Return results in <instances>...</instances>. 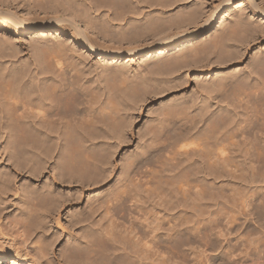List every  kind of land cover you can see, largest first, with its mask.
I'll return each instance as SVG.
<instances>
[{
  "label": "bare ground",
  "instance_id": "bare-ground-1",
  "mask_svg": "<svg viewBox=\"0 0 264 264\" xmlns=\"http://www.w3.org/2000/svg\"><path fill=\"white\" fill-rule=\"evenodd\" d=\"M184 1L0 0V35H3L0 45L2 48H9L3 49L6 51L3 53L2 50L0 57L7 56V50L12 51L11 54L22 53L24 44L20 42V38L38 33L28 43L29 47L37 49V53L34 52L36 56L33 57L36 61L32 58L35 61L34 69L28 60L22 62V59L14 66V61L10 60L13 67L0 66V146L6 141L0 147V261L12 259L29 263L26 255L27 248L30 247L37 257L45 259L48 264H54L50 256L52 243L67 234L66 248L62 252L63 261L56 260L61 264H158L155 255L160 252L157 249L161 244L167 253L161 261L163 264H169L172 248L188 249L192 247L193 240L194 243L206 241L205 224L200 222V218L206 215L211 206L218 204V191L221 189L219 181L222 175L224 176L223 172L236 176V168L262 171L264 49L258 51V56L243 66L244 68L235 69L236 71L228 74L223 72L225 74L220 76L221 78L217 77L218 80H202V89L197 88L199 94L194 98H186L184 95L176 99L177 101L174 100L175 102L160 106L157 113L153 112L154 116L148 121V126L139 133L141 137H145V143L142 142L144 144H141V149H137L139 151L133 153L131 158L128 157L129 163L123 168L118 185L88 198L82 209L69 211L66 217L69 226L64 225L60 219L65 207L71 208L74 202L81 200L84 194L83 186H100L112 176L115 168H112V155L116 149L111 140H126L125 122L122 119L124 116L131 118L133 114L129 112L136 108L138 104H135L140 101H128L130 104H127V97H123L121 89L118 88L120 93L116 92V87L113 86L108 102L101 103L99 85L95 84V80L93 83L88 78V72L95 66L89 63L91 55L99 56L102 60L98 65L101 71L106 72L108 77L121 76V79L114 80L119 79L124 84L127 80L129 83L134 82L132 78L129 79L130 73L127 75V65L120 64L124 58L166 54L172 49L187 46L190 50L188 53L185 52L187 49L182 50V54L176 58L161 57L158 62L164 59L170 70L175 71L176 67L179 69L200 62L204 55L217 53L222 63L228 64L233 60L241 61L246 52L244 50L250 46L249 39L257 42L258 35L264 32V0H244L242 11L234 23L227 25L213 40L201 41L211 37L212 34H205L216 26L221 13L236 0H217L215 5L210 4V8L207 7V0H202L199 6L189 10L186 8L185 13H173L172 8L183 4ZM13 5L22 12H18ZM32 9L34 12L40 9L43 15L33 14ZM103 11L107 12L102 16ZM127 23L129 25L125 27ZM49 31H53L55 39L52 36L50 38ZM111 39L117 44L109 42ZM195 41H200L198 46L193 45ZM78 46L82 49H78L80 52L77 51ZM8 53L10 55V52ZM112 63L118 64L112 66ZM35 68L37 71L34 72ZM146 71V74H152L148 76V83L145 81L147 85L144 84V90H148V87L150 89L147 92H152L157 87L165 90L164 79L153 77V72ZM169 78L173 87L180 85L177 81L175 83L172 77ZM144 80L141 81L145 83ZM108 84L110 83L107 82ZM137 85L134 84L132 89L135 97L141 96H138L140 92H136ZM220 91L225 92L226 95L222 97L227 100V105L232 108L230 109L234 115L229 113V108L225 113H213L211 110V102L214 99L221 103ZM131 102L135 104L131 105ZM106 103L110 104L108 110ZM191 111L196 112L192 113V117L188 115ZM178 115L180 118L182 116V119ZM184 115L190 118L186 119ZM197 116L210 119V123L207 121L210 129L206 124L203 126L206 130L209 129L207 134L206 131L203 133L205 129L198 125L200 120ZM120 120L124 123L123 126ZM200 129L203 130L202 133ZM190 136L192 140L188 138ZM193 137L198 138V141ZM186 138L191 142L194 140L189 142L192 146L184 144L183 140ZM141 140L143 141L142 138ZM178 145H181V148H178ZM237 156L241 159H237ZM148 161H155V164L159 162L164 168L166 164L170 166L163 174L160 171L162 169L157 170L161 172V176L159 177L158 173V177L154 176L155 180H158L156 177L159 181L162 178L167 179H162L163 183L166 182L164 185L153 188L155 193L151 187H147L148 183L153 181L149 175L154 173L143 169L144 164H149ZM48 167L51 171H48L49 178L42 183H36L37 177ZM146 171L150 173L147 174L150 179L145 180L146 177L142 174H146ZM153 172L156 174V170ZM25 173L27 180L20 183ZM239 173L241 172L238 171L239 176L242 175ZM206 177H211V183L209 180L208 185L204 183ZM75 181L85 185L76 188L77 185H71ZM192 181H196L195 185ZM61 182L70 184L63 187ZM155 183L159 184L156 181L154 185L151 184L155 187ZM245 192V196H248ZM260 192H251L245 201L242 200L245 196L239 195L240 198L243 196L240 201H243L242 207L246 208L249 214L255 208H260L263 215L264 193ZM158 197L166 203L161 204L164 208L167 206V212L174 208V199H180L183 207L191 208L197 219L192 242L183 237V229H176L178 224L170 225L169 220L164 218L165 213L164 217L161 215V220L158 219L159 216H154L152 210H159L157 206L160 203H154L155 198V202H159ZM205 201L212 204L207 206L208 209L205 207L207 210L203 206ZM145 202L150 203L149 209L145 208ZM10 211L13 212L7 215ZM235 219L231 221L235 222ZM55 223L60 227L59 231L54 230ZM78 227L82 230L76 232ZM235 228L236 225L228 226V230ZM38 232L40 234L34 236ZM177 232H180L179 235ZM208 244L207 241L206 245ZM7 247L18 251L7 250ZM225 253L233 259L236 254L231 247Z\"/></svg>",
  "mask_w": 264,
  "mask_h": 264
},
{
  "label": "rangeland",
  "instance_id": "rangeland-1",
  "mask_svg": "<svg viewBox=\"0 0 264 264\" xmlns=\"http://www.w3.org/2000/svg\"><path fill=\"white\" fill-rule=\"evenodd\" d=\"M80 1L82 2V0H80ZM257 1L260 2V0H257ZM83 3H84V1H83ZM199 3L201 4L202 3V0H185L183 4L177 5V6L173 7L172 8V12L173 13H176V14H177V11H178V13L179 12H184L185 13L186 12L185 10H187V9L188 10L189 9H193V8L196 7V5L199 6L200 5ZM207 3L209 5L207 7L210 8L211 5L213 6V3H214V5H215V3H217V0H207ZM244 4H245L244 0H236L231 7L225 9L221 13V16L218 19V22L216 23V26H214L212 29H210L207 32V34H205V36L212 34L211 37H207V39H205V40H203L204 39L203 38L201 41H210V40H213V38L214 37H217L227 27V25H229L230 23H234V21L237 19V16L239 15V13L242 11V7L244 6ZM187 6H189V7H187ZM13 7L16 8L18 12L19 11H20V13L22 12L21 9L19 10V8H17V6L15 7L13 5ZM32 11L31 12L33 14L34 13L35 14L38 13L39 15L40 14L43 15L42 14L43 12L40 9L39 10L38 9L35 10V12L32 9ZM106 12L107 11H105L104 13H102V16ZM96 13H94V14H96ZM248 13H250V11H248ZM98 25H99V23H98ZM128 25L129 24L127 23V25H125V27H127ZM114 26H117V25H114ZM263 29H264V27H263ZM262 33L260 35H258V38L259 39H258L257 42H253V40H250L249 39L250 46H248V48L244 50L246 52H244V55H243L241 61L233 60V61H231V63H228V64L222 63V61L220 60V55L217 54V53H215V54L213 53V55L211 54V55H207V56L204 55V58H202L200 62H195V63L190 64V65H187V66L179 67V69H177L178 67H176V70L174 68L175 71H171L170 70V68L167 66V64H165L167 62L164 59H162L163 62H162V60H161V62H158L159 61V58H161V57H163V58L169 57V59L176 58L178 55H181L182 54L180 52L182 50H186L187 49L185 52L188 53L190 50H189V47H187V46H185L183 48H180V49H178V48L177 49H172L171 51H169L166 54H157L155 56H150L149 54H147V55H142V56H135L133 58H128V57L127 58H124V60L120 64L125 63L127 65V67H128L127 75L130 73L129 75L131 77H129V79L132 78V80H134V82L132 80H130V81H132L131 83H129L128 80H127V82L124 83V84L121 83V80H119V79H121L120 78L121 76L116 75L115 78H119V79L114 80L115 79V78H113L114 76H110L109 75V77H108V75H107L106 72L101 71L100 70V67H98V65L100 64V62L102 60L100 59L99 56L96 57V56H92L91 55V57H89V63L90 64H95V66H94V69H91V71L88 72V74H89V77L88 78H90V81L93 82V83H94V80H95L96 81L95 84H97V86L99 85L98 86L99 87L98 89H99V92H101V94L99 93V95H101V97L99 99H100V102L101 103L105 104V102H108V97H110L112 95V88H114V87H116V89H115L116 92L117 91L118 92L120 91V90H118V88L121 89L120 92L124 94L123 97L124 96L127 97L126 98L127 99L126 100L127 104L129 103L128 101H139V100L140 101H139V103L137 102L136 104H135V102L133 103L135 105L138 104V106L136 107L134 105V107H136V108H134L131 112H129L130 114H133V116L131 115V118L133 117L132 119L130 118V116L128 118H127V116L126 117L124 116L123 119L120 117V119H122V121L125 122V125H124V123H121V120L119 121L122 124V126L124 125V127H125V130H126L125 131L126 140L125 141H122V142H116L117 141L116 139L111 140V142H113V144H114L113 145L114 149H116L114 151L115 153H113V155H112V163L114 164L112 166V168L115 166L114 171H112V168H111L112 176L109 178L108 181H106L105 183H103L100 186H93L92 184H89V185L82 184V185H80L81 183L78 184V182H76V181H75L76 184L74 182H72L71 185H77L76 188L77 187L79 188V187L85 185V186H83L84 187V194H83V196H82V198H81L80 201L74 202V206L73 207H71V208L65 207L62 210L61 217H60L62 223L64 225H66V226H69L68 221H67V218H66L69 211H76V210L82 209L86 205V203L88 201V198L93 197V196L97 195L98 193H101V192L109 189L110 187L112 188V187H115V186L118 185L117 182L122 177L123 168L125 167V165H128V163H129L128 160L133 156V153L134 154L137 153V151H139L141 149L140 146H142L145 143V141H144L145 137H141V135L139 133L142 132V130L145 128V126H148L147 125L148 124V121H150L152 119V117L154 116V114L157 113L156 111H158V109L161 108L160 106H163V105H165L167 103H170L171 101L172 102H175V101H177L176 99H179V98H181L184 95H186V98H191V96H193L192 98H194V96H197L199 94V90L198 89H200V90L202 89V86H200V85L203 84V81L202 80H205V81L207 80L208 81L210 78H211L210 80H213V79H216L217 77L218 78L220 76L222 77V75H224L226 72H227L226 74H228V73H231V71L232 72L236 71L238 68L239 69L244 68L243 66H246L250 61H252V59H254L256 56H258V55H256V54H258V51L264 49V37H263L264 36V32H262ZM36 34H38V33H35L33 35L35 36ZM48 35L50 36V38H51V36H52V38L55 36L54 33H53V31H49L48 32ZM2 36L0 35V40H1V37ZM34 36L27 35V36H23L22 38H20L21 39V40L19 39L20 42H23L24 47H25V48L23 47V51L21 50L22 53H20V54L18 53L17 54V53H14L13 52L11 54L12 51L7 50V52H5V54L7 53L9 55L8 52H10V55L9 56L8 55L7 56L4 55V57H2V56L0 57V64L1 63L2 64L4 63L3 65L1 64L0 66H2V68L9 67V66L10 67H13L14 65H18V63L21 62L22 60H23L22 62H25L24 60H26V61L28 60L27 62L31 63L30 64V65H32L31 68L34 69V66L33 65H34V62L36 60L33 57L36 56V54H34V52L36 51L35 53H37V49L36 48H33V47H29L30 44H28L29 41H30V39L33 40ZM55 38H53V39H55ZM3 39L4 38H2V40ZM24 39H25V41H23ZM109 42H111L112 44H117V42L114 39H111ZM199 42L200 41H195L193 43V45H197L198 46V43ZM190 45H192V44H190ZM0 47H1L0 53L2 52L3 49H7L8 48V47L6 48L4 46H3L4 48H2V45H0ZM31 48L34 49V50H31ZM78 49L80 51L82 50L81 47H79V46L77 47V51H78ZM195 50H197V49H195ZM4 51H6V50H3V53H4ZM80 51H78V52H80ZM32 53H33V56H32ZM84 54H87V53H84ZM12 55H14L15 57L12 56ZM10 57H11V59H9ZM12 57H14V58H12ZM17 57H18V59H17ZM24 57H26V59ZM29 57L31 59V62H30V59H28ZM1 58H2V60H1ZM8 59H9V61H8ZM10 60L12 62L13 61L14 62L12 63ZM11 63H12L13 66L11 65ZM6 64H8V66H6ZM117 64L118 63H116V64H113L112 63V66L113 65L116 66ZM146 70H148V72H153L154 73L153 77L155 76L156 78H163L164 79V83L163 84H164V87H166L165 90L164 89L161 90L162 88H159V87H157L155 89L154 88L155 87L154 85H153V88L156 91L155 90L154 91L152 90V92L149 91L150 93L147 92L150 89L149 87H148V90H147V88H146V90H144L145 89L144 84L147 85L146 82L149 81L148 79L150 78V77L148 78V76H151V74H152V73L151 74L150 73H147L148 74L147 75L145 73V72H147ZM33 71L34 72L37 71L36 68ZM223 72H225V73H223ZM215 75H216V77H215ZM169 77H172V79H174V82L177 81L178 82V85L179 84L180 85L178 87H175V86L173 87L172 86V82L170 81V78ZM218 78L216 80H218ZM97 79L99 81H97ZM142 79L143 80L145 79L144 82L145 81L146 82L143 83V81H141ZM136 80H137V82H136ZM179 80H181V81H179ZM200 81H202V82H200ZM107 82L110 83V84L107 85ZM111 82H113L114 85ZM98 83H100V84H98ZM128 83L131 84V85H129ZM137 83H138V85H137ZM101 84H102V86H101ZM134 84L138 86V91H136V92H138V93L140 92L138 94V96L139 95H141V96H139V97L133 96L132 89H133V87H135ZM170 84H171V86H170ZM115 85H118V86H115ZM127 85H129V88L128 89H127ZM141 86H142L143 89L141 88ZM101 90H103L104 92H102ZM195 90H197V91H195ZM128 91H129V93H128ZM145 91L147 92V94H146ZM130 93H132V95ZM143 93H144V95H142ZM219 93H221V91ZM222 93L219 94V96H221V98H223L222 96L226 95L225 92L223 94ZM188 94H190V95L187 96ZM221 98H220L221 103L220 102H216L215 99L211 102V105L213 104L212 107H211L212 108L211 110L213 111V113H223V111L225 113V110H227V108H229V109L231 108L230 106L227 105V100L225 99L226 102H224L225 101L224 98H223V100ZM215 102H216V104H215ZM222 102H224L225 104L224 103L222 104ZM133 104L131 102V105H133ZM109 105H110L109 103H106V105H105V107H106L107 110L110 109V106ZM220 105L222 107L224 106V108H221L220 109V107H221ZM225 105H226V109H225ZM214 107H216V108H214ZM217 107H219V108H217ZM231 109H230V112L229 113L230 114H233L234 112ZM153 112H154V114H153ZM204 112H206V110ZM192 113H194V112L191 111L190 114H188V115L190 117H192L191 116ZM178 117L180 118V115H178ZM184 117L186 119L190 118V117L187 118L186 115H184ZM198 117H200V118H198ZM126 118L128 120L130 119L131 121H128ZM180 119H182V116H181ZM197 119L200 120V121L199 120H197V121L200 122V124L198 123V125H200L201 127L198 126V125H196V126L202 128V129H205L206 127H208L210 129V127H209L210 124L208 125V122H207V121H209V123H210V119H208L206 116H204V117L197 116ZM125 120H127V121H125ZM220 121H219V123L223 126L224 123H221L223 121H221V122ZM126 124H127V126H126ZM205 124L208 125V126H206ZM204 125L206 127H203ZM202 129H200V132L201 133L203 131ZM208 130L205 129L203 133H205V131H206L205 134H207V131ZM205 134H203V135H205ZM141 138L143 139V141L141 140ZM188 138L189 139L191 138L190 140H192V137L191 136L188 137ZM201 138H203V137H201ZM193 139H194V137H193ZM195 139H197L196 141H198V138H195ZM188 140H187V138H186V140L184 139L183 140L184 141V144H190V143H192L194 141L193 140L191 142L190 140L189 141ZM199 141L203 142L202 140H199ZM5 142H3L1 146H3ZM142 142H144V143L142 144ZM203 144H204V142H203ZM203 144H202V146H203ZM181 145H178L177 147L178 148H181L180 147ZM190 146H192V145L190 144ZM137 149H139V150H137ZM188 149H189V147H188ZM179 150H181V149H179ZM128 157H130V158H128ZM238 157L239 156H237V159H241V157L240 158H238ZM151 162L153 163V161H148L149 164L147 163L148 164L147 166H145L146 164H144L143 165L144 166L143 169L145 168L144 170H148V171L150 170L149 171L150 173L152 171V173H154V175L153 174H150L149 172L147 173V171H146V174H142V175H145V177H146V178L144 177L145 180L146 179H150L149 177H152L151 180H153V181H151V183H153V185H154V181H156V182L159 183V184L155 183V187L150 182H149L150 184L149 183H148V185L146 184L147 187L149 186L148 188L151 187L152 190L154 191V189L158 185H160V184H163L164 185V183H166L165 181L163 183L162 179L163 180H166L167 178L166 179L165 178H162L161 181H159L160 179L157 178V177L158 176L159 177L161 176V174H160L161 172L163 174V172L168 171V168L170 166L168 165L169 166L168 167L167 164H166V166L164 168V166L161 163H159V162H157L159 164H157V163L155 164V161H154L153 164H150ZM160 169L165 170V171H162ZM238 169L236 168V170H237V172L235 173L236 176H234L233 173H232L233 174V176H232L230 173H229L230 174L229 175V174H225L226 172H223V174H224L225 177L222 175V178L219 181V185H221V189L222 188L223 189L221 190L219 188V191L218 192H219V199L220 200L217 201L218 204L215 205V206H211L212 204H210L209 202H207L208 200L205 201V203H206V204L204 203L205 205L203 204L204 208L206 207L207 209H208L209 206H211V208H209L210 210L208 209L209 212L207 211L208 213L206 212V215H204L202 218H200V222L202 224H205L206 241H203L204 243L203 242H200V243L199 242H195L194 243V240H193V243L194 244L192 243L191 244L192 247L191 248H188V249H185L184 247H182V248L181 247L180 248L179 247L172 248V250L170 252L171 260H170L169 264H264V211H263V215H262V209H260V208H257L256 209L255 208L256 211L255 210L253 212L250 211L251 213L249 214V212L246 210V208L242 207V202L245 201V200H247L248 196L252 194L251 192H253L255 190H260L261 191L260 192L261 194L264 193V168H262V171L260 169L259 170H257V169H254L253 170V169H249V168H245V169L238 168ZM153 170L154 171L156 170V174H155V172H153ZM157 170L158 171L160 170L161 172L159 173V172H157ZM48 171H50L49 167H48V169L46 171H44V173L40 177H37V180L34 179V180H36L35 182L36 183H42V182L46 181L49 178V174H50ZM238 171L241 172L242 175L239 176L237 174ZM259 171H260V173H259ZM241 173H239V174H241ZM147 174L148 175L150 174L149 177H147L148 176ZM157 174H158V176H157ZM26 175H27V173H25V175L20 179V183L23 182V181H25V180H27L26 179ZM151 175H153V176H151ZM155 175L157 176L156 179H158V180H155V177H154ZM229 176H231V177H229ZM233 177H235L236 179H234ZM246 177H248L247 179L250 182L246 179ZM242 178H244V180ZM209 180H210V183H211V177H208V178L206 177L204 179V183L207 184V185L210 184L209 183ZM221 180H222V182H221ZM242 181H243V183H242ZM192 182H194L193 184L195 185V182L196 181H192ZM225 183H226V185H225ZM235 183H236V186H235ZM60 184H62V186L65 187V186H69L70 183L61 182ZM191 184L192 183H190V185ZM193 184H192V186H193ZM112 185H114V186H112ZM222 185L224 187H222ZM227 185H229V186H227ZM76 188H74V189H76ZM143 188H144V186H143ZM241 192H243V193H241ZM244 192L247 193L246 195H248V196H245ZM248 192H249V194H248ZM154 193H155V191H154ZM240 194H243V196L246 197V198L244 197L242 199L243 200L242 202L240 201V199L243 196L240 198V196H241ZM220 196H221V198H220ZM157 200H159V202H155L156 201V198H155L154 203L155 204L156 203L157 204L160 203L157 206V209H159V210H156V209H155L156 211L154 209L152 210V211H154L153 212L154 216H159L158 219H160L161 215L164 217L163 214L165 213L166 216L164 218L169 220V223H171L170 225H177L178 224L177 227H176V229H178V228H179V230L180 229H183V233L185 231L183 237H187L192 242V239L195 237V233H196L195 229H196V226H197V222H196L197 219L195 218V215L192 214L194 212L191 210V208H189L188 206L187 207L186 206L183 207L182 204H181L182 202L180 201V199L179 200L174 199V201L172 199V201L174 203V206L173 207L174 208L176 206H178V207H176L175 209L174 208H171V210L169 209L168 212H167V209H166L167 206H165V208L162 206V204H163L164 201H162V199H159V197H158ZM160 200L162 202H160ZM147 203H149V202H145V204L147 205V206H145V208L146 209H149L150 203L149 204H147ZM164 205H166L165 202H164ZM159 206L162 209V212H161V209L158 208ZM182 207H183V209H182ZM164 210H166L167 213ZM12 212L10 211L9 213H7V215L8 214H11ZM155 212H157V213H155ZM167 216L170 217V219ZM227 216H229V217H227ZM190 217H191V219H190ZM171 218L172 219L174 218V219L172 220ZM232 219H235L234 220L235 222H232L233 221ZM5 220H6V218H5ZM214 220L215 221L217 220V221L215 222ZM227 220L229 222H231V223H228ZM179 223H180V225H179ZM230 225H232L234 227L236 225V228L234 230H228V226H230ZM238 226H239V228H238ZM53 227H54V230L55 229L56 230H58V229L60 230V227L57 226V223H55ZM184 227H185V229H184ZM75 230L77 232V231L82 230V228L80 229V227H78V230L77 229H75ZM191 231H193V232H191ZM179 233L177 232V235H179ZM39 234L40 233L38 232L37 235L35 234L34 236L37 237ZM185 234H186V236H185ZM216 234H218V236ZM67 238H68V235L67 234H63L57 240H55L56 242L52 243V247L50 249V253H51L50 256H52V259L54 261V264H61V262L63 261L62 260V257H63L62 252L66 248ZM187 238H186V240H187ZM207 241L209 242L208 246L206 245V242ZM0 242H1V240H0ZM221 242H222V244L220 245ZM161 245H163V244H161ZM161 245L157 249V251H160V252H158L160 254L156 253V255H155V261L158 260V261H156V262H158V264H163V262L161 260L163 259V257H166V255H167V253L164 251L165 248L163 246H161ZM219 245H220V247H219ZM20 246H22V244ZM228 246L231 247L235 251V253H236L235 256L237 254L240 255V256L237 255L238 257L236 256V259L237 260L235 259V256H234V259H233L232 256L226 255L225 252L229 249ZM183 248H184V250H183ZM22 249H24V247H22ZM7 250H13V251L16 250V252L18 251L17 249H14L13 247H7ZM220 250H221V252H220ZM27 251H28V254L27 255L25 254V255L27 256L26 258L29 259V261L31 263L30 262L28 263V261L16 262V261H14V260L11 259V260H8V261H0V264H48L45 259H40L39 257H37L36 254L33 252V250L30 247L27 248ZM165 253H166V255H165ZM223 254H224V256H223ZM156 256H159V257H156ZM160 257H162V258H160ZM229 258L233 259L234 261L232 262L231 259H229ZM57 259H60L61 262L56 261ZM159 259H160V261H159Z\"/></svg>",
  "mask_w": 264,
  "mask_h": 264
}]
</instances>
